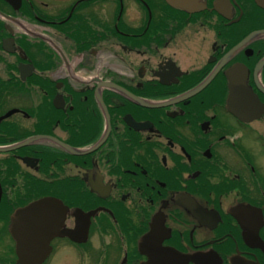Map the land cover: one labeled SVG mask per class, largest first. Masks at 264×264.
Wrapping results in <instances>:
<instances>
[{
    "label": "flooded vegetation",
    "instance_id": "1",
    "mask_svg": "<svg viewBox=\"0 0 264 264\" xmlns=\"http://www.w3.org/2000/svg\"><path fill=\"white\" fill-rule=\"evenodd\" d=\"M40 200L38 264H264V0H0V264Z\"/></svg>",
    "mask_w": 264,
    "mask_h": 264
},
{
    "label": "water",
    "instance_id": "2",
    "mask_svg": "<svg viewBox=\"0 0 264 264\" xmlns=\"http://www.w3.org/2000/svg\"><path fill=\"white\" fill-rule=\"evenodd\" d=\"M49 205L47 200H40L16 210L12 214L9 231L15 242L14 250L18 264H38L42 261L43 257L40 251L43 250L41 248L46 239L56 232V230H52L50 218L42 216L40 213ZM94 214L95 212L85 215L84 220L88 221V218Z\"/></svg>",
    "mask_w": 264,
    "mask_h": 264
}]
</instances>
